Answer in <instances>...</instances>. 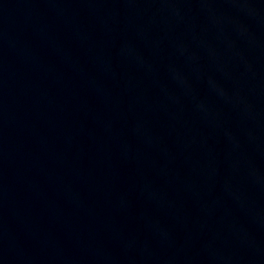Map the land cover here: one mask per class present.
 I'll return each instance as SVG.
<instances>
[{
  "label": "water",
  "instance_id": "obj_1",
  "mask_svg": "<svg viewBox=\"0 0 264 264\" xmlns=\"http://www.w3.org/2000/svg\"><path fill=\"white\" fill-rule=\"evenodd\" d=\"M0 264H264V0H0Z\"/></svg>",
  "mask_w": 264,
  "mask_h": 264
}]
</instances>
